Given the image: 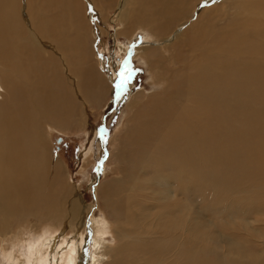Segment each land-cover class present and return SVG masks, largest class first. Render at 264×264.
<instances>
[{"label":"bare ground","instance_id":"1","mask_svg":"<svg viewBox=\"0 0 264 264\" xmlns=\"http://www.w3.org/2000/svg\"><path fill=\"white\" fill-rule=\"evenodd\" d=\"M245 2L237 4L251 3L253 11L246 8L249 16L256 15L255 22H239L244 25L238 29L228 20L226 25L216 22L217 13L227 11L232 0H0V247L9 264H84L88 249L92 251L89 264L140 263L128 260L131 242L118 246L106 240L118 231L106 215L88 223L92 206L78 191L67 187L61 163L54 157L51 160L45 150L48 137L42 133L48 125L70 127L74 117L84 116L89 104L100 105L109 93L120 95L122 89V100L132 96V83L121 82L117 87L118 75L104 72L103 61L96 58L91 44L93 32L103 33L108 28L112 11L117 13L112 22L120 27L115 34L118 37L131 39L139 32H148V39H155L153 44L143 42L136 52L147 61L155 84L164 88L160 94L141 92L130 97L133 115L124 123L126 136L119 138L114 158L122 176L113 178L106 190L103 187L105 193L98 192L109 215L116 219L114 224L121 229L118 232L126 237L130 229L121 225L132 222L142 228L138 220L144 217L130 213L127 207L135 193L156 202L154 180L147 175L158 153H164L165 160L156 162L157 195L167 211L158 209L160 213L154 214L157 218L153 215V220L158 228L173 232L178 243L182 241L179 233L193 228H187L189 221L184 219L178 199L185 182L192 190L198 189V179L224 192L234 188L230 173L246 171L247 162L230 147L229 114L237 104L232 103L258 101L264 92V23L259 21L264 20V0ZM186 47H191L190 56ZM168 61L184 67L183 79H176L178 68H171ZM117 66L121 68V64ZM185 68L193 73L186 75ZM261 133L263 115L250 131L260 155L264 153ZM231 154L237 163L232 162ZM225 167L227 173L223 172ZM122 191L129 192V197L117 199ZM172 202L175 204L169 205ZM28 227L36 233L47 229L55 236L41 238L25 255L18 254L16 247L24 243ZM57 229L63 231L60 244ZM87 230L94 234L91 240L85 237ZM193 231L190 236L197 239V229ZM133 232L131 240L146 245L142 236L148 232ZM160 239H150L149 254L160 255L166 250L168 256L173 254L171 261L164 263V258L152 255L154 260L150 257L147 262V255L140 259L142 263L155 264L158 258L157 264H264L263 251L261 256L258 253L244 261L238 249L228 260L218 256L214 262L203 259L200 263L194 252L197 242L190 240L191 249L184 247L179 252Z\"/></svg>","mask_w":264,"mask_h":264},{"label":"rangeland","instance_id":"2","mask_svg":"<svg viewBox=\"0 0 264 264\" xmlns=\"http://www.w3.org/2000/svg\"><path fill=\"white\" fill-rule=\"evenodd\" d=\"M232 2L233 4L228 5L227 11L220 10L217 13L216 22L218 21L220 24L226 25V21L228 20L229 25L232 23L231 25L234 24L232 27L237 26L238 29H243L242 25H244L241 23L238 25L239 22H246L247 24L250 23L249 25H251L252 22H255L253 18H256V15L255 17L249 16L251 13L250 10L247 9L248 7H251V11H253V6L248 5L251 3H248L245 6H240V4H237L239 0H232ZM242 2L246 3L245 0H242ZM102 12H104V9ZM241 13L248 14L244 16V14L241 15ZM116 14L117 13L114 11H112L111 14H108L110 22L108 23L109 25H107L108 28H104L103 33L101 30L98 33L99 35L93 32L94 38H92L91 44L94 47L96 58L99 61H103L102 64L104 72L108 76H111L113 71V75L115 73L118 75L119 81L117 82V85H120L121 82L132 83L133 88L132 96H130L131 98L141 92L147 94V96L152 94H160L164 89L163 86H158L155 84L153 73L148 68L149 65L147 66V61L145 59L142 61L141 57L138 56L136 52L137 48L142 46L143 42L145 44H153L155 39H148L150 35L148 32H139L131 39L126 36L118 37L115 34L120 27L113 26L112 22L115 20L114 18ZM249 17L250 19H248ZM258 20L259 19L256 21L258 22ZM259 21L264 23V20L262 19ZM250 30L255 29L250 27ZM120 47H122V49H120ZM123 49H127L124 55L122 52ZM189 49H191V47H186L185 50H187L186 52H188V55L190 56L191 53L189 52ZM262 60L264 64V52L262 54ZM192 62L193 61H191V63ZM191 63L189 62V64ZM117 64H121V68L120 66H117ZM168 64L171 68H178L176 79H183V74L181 71L184 69V67L182 65L179 66V64L176 65L172 61H168ZM123 65L124 68H122ZM184 71L186 75L193 73L186 68ZM121 73H123V76ZM180 73L182 76H180ZM262 85L264 87V80L262 81ZM241 87L244 90L245 85L243 84ZM120 89L121 88H119V91ZM124 92L125 91H122L121 89L120 95L109 93L105 96L100 105L95 103L89 104L88 111H85L84 113L85 115L74 117L73 125L68 128L59 129L58 127L56 128V126L54 127L48 125L42 129L44 136L48 137V145H46L45 150L48 154H50L51 160L56 158L61 163L63 179L66 182L67 187L70 185L74 192L78 191L84 202L92 206L90 209L91 211L89 212L90 215L88 214L87 216L88 223L93 219L100 220L106 215L113 223L114 231H119L120 228L114 224L116 219L109 215V212L105 207L104 201L99 193H105L102 190L103 187L106 190V185H108V183L122 176L120 175L119 170L120 164L114 158L120 148L119 138L122 135L123 137L126 136L124 133V128H126L125 124L128 121L127 119L133 115L130 111V104L132 102L131 98L128 97L127 100H122L121 98ZM233 104L236 105L230 111V125L228 127L230 133L233 134L230 147L231 150L237 152L241 158L246 160V171H240V173L231 172V177H234L233 179L231 178V183L233 184L232 186H234V188L228 187L225 192L208 185L200 179L197 180L198 189L196 190L188 188L189 182H185L182 193L179 194L178 199H181L180 209L183 211V217L189 221L187 228L189 226V228H191V226L193 228L192 231L185 230L183 233H181V231L179 236H182H180L179 239L182 241L178 243L176 241L177 238L175 235L173 237V232H167L164 229L158 228V226H156L157 222L153 220V215L155 214L157 216L160 213H157L158 209L167 211L164 209L166 207H163L164 205L160 196L157 195L160 190V186L158 184V180L155 179L156 162L165 160V154L158 153L156 156H154L149 166L151 173L147 175V178L149 180H154L152 185L154 191H156L154 195L156 202L154 200L153 202L150 199V201H145L143 198H139L137 196V193L139 192H137L133 195V201H129V206H127L130 208V210L128 209L130 213L132 212L139 217H144V219L140 218L142 221L138 220L141 222L142 228H140V226H135L133 222V225H121L125 226L126 229H130L126 237H124L120 232L116 231L114 234L111 232V236L108 235L106 238L110 244L118 246L122 245L124 241H128V243L131 242L127 247V252H129V249L131 250L128 260L131 259L137 261L138 263L140 262L139 264H146L147 262L151 261L150 257L152 259L153 256H161V259L164 258L162 262L165 263L167 260L168 262L171 261L170 258L173 254L168 256V251L164 249H162V251L164 250V254L163 252L160 255L152 254V256L149 254V250L153 245L151 241H156L160 238V242L163 241V245L171 244V247L178 248L177 251L179 252V249H183L184 247L187 250L191 249L190 240L197 242L194 252H196L195 254L197 255V259L200 260V263L203 259L214 262L218 256H220L222 260H228V257H232V253L234 252L233 250L236 251L237 249V254L239 256L241 255L244 261H248L250 257L258 253V256H261V251L264 252V171H262V169H264V153L262 155L259 154V151L256 148V140L250 135V131L253 130L254 121L257 120L260 115H263L264 120V92L258 101L252 100L243 103L234 101L232 105ZM82 118H84L83 121H81ZM218 122V124H221L220 119ZM239 132H241L242 135H239ZM259 140L264 142V134L261 133ZM219 142L220 137H218L216 144L219 145ZM232 154V162L237 163V160L232 158ZM230 165L232 166V164ZM171 172L172 170L169 171V173ZM223 172H228L226 167ZM126 192L127 191H122V193H120L121 195L119 194L117 196V199L128 198L130 194L129 192ZM132 204L135 206V208ZM171 204L175 203H169V205ZM139 205L140 207L143 206L142 208L144 209L139 208ZM64 208L65 206H63L62 210H64ZM136 209L139 210L137 211ZM170 211H168L167 214ZM155 215L154 217L157 218ZM19 225L20 224L14 225L16 230L19 229ZM117 225L120 226V224ZM195 228L197 229V239H192V236L190 235L194 234L193 229L195 230ZM26 230L24 231L23 235L24 243L21 242L18 247H16L18 254L25 255V253L28 252V247L33 243H38L41 238L46 239L48 237L51 238L55 236V234H52L53 232L47 229L42 233H36L34 231L32 232L30 227H28ZM57 230L58 232L56 233H58L59 237L62 236L61 234L63 231H60L59 229ZM131 231H134L135 233L140 231L148 232L149 234H143L142 240H145L146 245H149L146 246L139 244L138 241L133 242V234H131ZM162 233H166L165 236L162 237L160 235ZM156 234H158L160 238L157 237L158 235ZM69 235V237L72 236L71 234ZM13 236L10 240L14 239ZM85 237L86 239L91 240V238L94 237V234L91 232V230H87ZM148 237L149 239L146 241V238ZM61 238L63 237H60L58 240L59 244L62 241ZM150 239L152 240L150 241ZM149 242L152 245H150ZM10 244L11 243L8 245ZM144 246L148 249L144 248ZM90 250L91 249L87 250V255L89 253L88 260L84 264L90 263L89 256L92 252ZM166 253L167 256L165 258L164 255ZM147 255L148 257L146 259L145 256ZM6 256V252H4V250H2L0 247V264H9ZM140 259H146V261H149L146 262L143 260L142 263ZM153 260L154 259H152V261ZM156 262L154 261L155 264H157ZM233 262H236V260ZM182 263L183 262L180 261V264ZM177 264L179 263L177 262Z\"/></svg>","mask_w":264,"mask_h":264},{"label":"snow or ice","instance_id":"3","mask_svg":"<svg viewBox=\"0 0 264 264\" xmlns=\"http://www.w3.org/2000/svg\"><path fill=\"white\" fill-rule=\"evenodd\" d=\"M121 75L123 76V73H121ZM122 85H117V87H121Z\"/></svg>","mask_w":264,"mask_h":264}]
</instances>
